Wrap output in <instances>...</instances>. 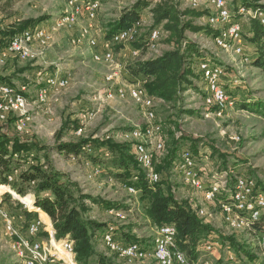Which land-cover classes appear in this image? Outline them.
Masks as SVG:
<instances>
[{
  "label": "rangeland",
  "instance_id": "obj_1",
  "mask_svg": "<svg viewBox=\"0 0 264 264\" xmlns=\"http://www.w3.org/2000/svg\"><path fill=\"white\" fill-rule=\"evenodd\" d=\"M136 1L99 0L100 10L95 21H88L83 14L71 29L63 28L55 32L49 47L42 49L34 45V56L28 59L17 58L18 61L13 64L11 72L7 71L6 66L0 70V77L14 88L27 86L26 96L30 102L21 129L26 131L20 133L14 127L23 117L10 116L8 121L0 122V135L15 137L21 141L34 140L40 145L41 149L38 151L23 153L22 162L19 161L20 169H25L31 162L42 164L49 161L77 184L83 195L96 200L95 204L91 200H85L89 210L86 217L106 225L96 234L95 246L99 254L107 256H115L102 241L103 233L108 226L116 228V237L121 243H132L133 241L129 240L131 237L147 249L151 250L154 247L157 232L156 226L146 215L148 203L142 198L141 191L135 195L128 192L126 189L128 183L116 177L119 172L112 167V156L104 148L94 145L92 148L88 145L84 148V153L72 156L58 152L56 147L59 142H78L82 139L93 141V144L94 141L124 144L122 134L135 129H144L147 126L144 109L128 97L124 100L120 99L117 96V89L130 85L145 88V82L141 79L133 80L129 76L126 77L125 68L136 60L155 58L171 50L172 47L165 40L168 34L160 29L162 36L155 43L153 50L144 49L137 57L132 54L133 45L114 46V61L107 65L93 60V48L86 44L78 46L72 41L79 31L89 24L94 25L92 33L98 41L105 39L111 24ZM176 1L181 10L189 9L188 0ZM198 1V11L209 14L211 0ZM229 3L233 8V0H229ZM262 3L264 4V0ZM66 9L67 0H0V29L1 26L9 29L22 22L43 18L44 21L35 27L50 29ZM141 16L143 34L140 40H148L153 31V15L150 9H147ZM247 17L242 18L241 21L246 28L244 33L242 31L244 54L241 56L217 48L213 36L206 32L186 34L187 40L194 42L205 58L224 65L228 76L233 74L229 95L236 102L234 109L225 113H214L204 105L201 94L202 84L196 64L194 65L196 78L193 79L196 88L185 91L179 99L171 103L153 96L156 114L154 123L161 128L160 137L164 147L163 151L156 155L154 166L164 164L172 151L173 144L179 143L178 156L174 164L172 163L168 175L172 191L178 199H188L187 201L194 205L198 212L200 208L204 209L206 216H203L202 220L210 223L214 229L209 237L199 243L194 254H188L190 260L195 263L209 260L210 264H226L228 252H232L239 264H264V232L255 228L231 230L225 223L220 207L227 201L230 189L234 187L238 177H252L257 190L264 193V108L259 110L257 107L258 103L264 107V73L253 66L252 61L256 57L255 46L251 45L247 38L251 33L249 26L252 17ZM195 24L207 27L206 17L195 20ZM42 51L44 58L37 62L32 61L40 55L38 52L42 53ZM39 71H42V76L38 75ZM49 76L66 77L69 84L64 89L50 90L49 100L41 104L37 96L41 89L47 88L45 80ZM108 76H113V83L107 81ZM91 113L94 116L90 119ZM62 128L64 132L59 141L57 135ZM82 129L83 133L79 136L76 132ZM90 147L92 149L88 150ZM186 150L192 153L197 151L194 154L206 185L218 181L223 187L221 198L217 202L203 201L200 195L185 185L182 174L175 169L176 160ZM95 166L101 172L93 177ZM162 178L166 179L165 174ZM226 184L228 187L225 186ZM2 188H0V193H3L0 195V211H7L13 218L11 224L6 222L7 229L9 233L16 231L14 236L19 234L25 237L27 222L24 213L41 210L35 207L32 194L21 197L6 186ZM9 190L13 194L12 199L5 201L4 195ZM29 197L33 198V206L27 204ZM40 214L42 217L41 212ZM45 220L51 221L50 218ZM42 236L44 241L49 240L47 234L44 233ZM231 236L244 247L245 251L254 255V261L245 256V253L237 254L228 243H223L222 237ZM205 241L215 242L218 246L209 253L203 249ZM15 243L10 241L8 233L5 232L4 222L0 219V264H23L16 254ZM116 262L127 264L118 257Z\"/></svg>",
  "mask_w": 264,
  "mask_h": 264
},
{
  "label": "trees",
  "instance_id": "obj_2",
  "mask_svg": "<svg viewBox=\"0 0 264 264\" xmlns=\"http://www.w3.org/2000/svg\"><path fill=\"white\" fill-rule=\"evenodd\" d=\"M233 2V11L236 12L237 20H239L244 33L246 28L241 23V19L244 17L242 14L238 15L240 8L247 7L264 11V4L261 3L262 0H233ZM147 9H150L153 15V30H164L168 34L165 40L172 49L149 60L131 62L126 66L125 74L126 77L129 76L133 80L144 81L145 89L150 96L160 98L168 103L175 102L182 93L196 88L193 81L196 78L194 65L207 60L200 53L197 45L187 40V32H206L213 37L218 35V32L212 29L208 22L207 27L195 24V20L207 17L208 12L196 11L192 8L181 10L176 0H137L132 7L122 13L117 21L111 24L108 34L103 40H111L117 32L130 28L140 21L143 11ZM239 17L240 19H238ZM42 21L44 18L29 20L8 31H0V37L6 40H0V42L7 44L13 36L27 29L35 28ZM249 28L251 33L247 38L249 43L255 46L256 57L252 61L253 66L264 73V25L259 20L251 18ZM147 42L148 40L139 38L132 45L134 49L143 51L147 49ZM23 71L26 70L23 69ZM0 81L4 83L5 80L0 77ZM257 107L259 110L264 108L261 103H258ZM63 132L62 128L57 135L59 141L62 139ZM92 142L86 139L78 142H59L56 150L62 154L78 156L84 153V148L88 145L92 148L94 146L104 148L112 156V167L119 172L116 177L141 191L142 198L148 203L146 215L149 220L155 226L173 225L176 228L177 245L188 258V254H194L199 243L214 232L212 225L202 220L194 205L187 200L178 199L175 192L172 191L168 175L171 172L172 163L178 156L179 143L173 144L172 151L164 164L154 166L161 177L158 183L150 186L145 171L140 168L132 153L133 146L130 143L94 141L93 144ZM40 149L37 141H21L15 137L0 135V186H6L7 189L21 197L32 194L35 199V207L51 219L58 242L71 241L74 243L76 262L79 264H117L116 256L99 254L95 246L96 234L102 231L106 225L86 217L89 210L85 200H91L94 204L96 200L83 195L77 184H74L66 174L57 170L49 161L42 164L31 162L25 169H20L19 161L22 162L23 153L29 154ZM24 163H28V161H24ZM163 174L166 179L162 178ZM2 194L0 193V195ZM4 197L5 201L12 199L10 193H6ZM40 216V212L37 211L24 213L27 223L40 218ZM254 228L264 232V214L252 224L251 229ZM129 240L135 242L134 238L130 237ZM222 240L223 243L231 245L237 254L245 253V256L254 261V255L245 251L234 237H222Z\"/></svg>",
  "mask_w": 264,
  "mask_h": 264
},
{
  "label": "bare ground",
  "instance_id": "obj_3",
  "mask_svg": "<svg viewBox=\"0 0 264 264\" xmlns=\"http://www.w3.org/2000/svg\"><path fill=\"white\" fill-rule=\"evenodd\" d=\"M192 2V9L198 10L199 1L192 0ZM78 6L82 7V11ZM224 7L227 9L226 11H224ZM99 10V0H91L88 2H83L82 0H67V9L65 10L62 17L53 25V27L50 29L40 27L27 29L13 36L7 44L0 42V49L3 48V46L16 47V51H11V55L18 56L19 53L18 57L22 59H28L33 56L34 45H37L42 49L49 47L53 42L55 32L63 28L71 29V27H74V25L78 23L80 17L83 16L84 12H90V19L95 21ZM239 14H242L244 18L248 16L252 17L253 19H257L262 25H264L263 10L241 7L238 15ZM207 17H212V19H207V22L212 27V29L218 32V35L213 37L216 47L226 52H233L234 54L240 56L243 55L244 44L242 26L239 20H237L236 12L233 11L229 0H211L210 13L207 15ZM142 26L143 23L140 20L130 28L117 32L111 38V40H101L103 41V49L101 48L102 50H97V38L92 34V31L94 30V25L92 24H89L87 27H83L72 41L75 45L80 46L86 44L87 46L93 48V60L95 62L106 65L112 64L114 61L113 47L132 45V43L142 36ZM234 26L236 27L233 28ZM161 36L162 30L154 29L151 32L146 44L148 48L147 50H153L155 43L160 39ZM151 37L152 41L150 39ZM16 43H18V46H16ZM103 51L106 52V57L103 56ZM132 54L134 57L140 56L141 50L133 49ZM212 61L209 59L200 61L196 66L200 74L202 84V99L204 105L208 109H212L214 113H225L234 109L236 102L232 100L229 95V87H227L228 73L226 67L218 63H213ZM4 66H1V69ZM38 75L42 76V71H39ZM216 75L219 76L216 77ZM113 80V76L107 77L108 82L113 83ZM45 82L47 88L41 89L37 96L38 102L41 104L47 102L46 91L52 90L54 83H60L58 90L66 88L69 84V80L66 77L57 76H49L46 78ZM0 84L5 83L0 82ZM26 87H19L20 89L13 87V94L9 95L8 100L10 116L23 117L24 107H27V100L28 108H25V114L29 111L30 102L26 96ZM139 91L140 93L145 94V104L148 106V111L144 109L147 126L144 129H135L133 131L126 132L122 134V137H124V141L126 143H130L133 146V154L136 157L140 168L145 171L149 183L151 185H155L159 182L160 175L155 172L154 178H152L155 168L154 162L156 155H158L164 149L160 137L161 128L160 126L153 124L156 119L154 110V97L150 96L144 87L139 86ZM125 92H129V95H125ZM117 96L123 100L127 97L130 98L134 102L138 103L143 109L142 101L136 96V88H131V85L128 87H119L117 89ZM93 116L94 115H92L90 119L93 118ZM22 122L23 118L19 119L16 123V125H19V130H21L24 126V123ZM153 126L154 131H157L158 134L157 140L153 138V132H151L150 129ZM107 156H109V154H107ZM199 167L200 166H198V160L196 156H194L190 150L183 151L175 163V169L182 174V179L185 185L200 195V197H202L203 201L206 203H215L216 200H213L210 197L209 191H213L214 197H221L224 189L218 181L210 184L209 186L206 185L207 183H204V186H200V181L198 179H202L203 182H205V180ZM93 168V177L98 176L101 172L100 169L96 166ZM134 180L136 181L137 178L135 177ZM225 186L228 187L227 184ZM256 186L257 185L252 177H238L234 183V187L230 189V196L226 198L227 201L221 204L220 207L222 210V215H224L225 223L231 230L239 231L245 228L251 229L252 224L259 220V218L264 214V193L263 191L257 190ZM126 187L130 194L135 195L139 192V190L133 187V185H127ZM239 192L243 193V201L236 200ZM33 203V198L29 197L27 199V204L29 206H33ZM0 212V216L7 218L6 222L8 224L13 222L12 216L7 211ZM198 213L201 218L206 216V212L202 208H200ZM45 219H49V217L47 214L42 212V217L40 216V218L30 221L27 223V227H36V224L42 223L43 220L45 222H49ZM50 227H52L51 237L50 232L38 231V239L39 241H42L46 247H53L55 245L57 246V249H65L63 253V259L61 252H54V257H51L47 250H38V248H24V250H21V247H28V240L27 236L21 237V235L18 234L15 245L16 254L20 261L23 264H79L74 259V243L71 241L59 243L56 237V231L51 221ZM160 230L167 232L161 233ZM156 232L157 239L154 247L151 250L147 249V247L139 242L127 244L119 242L116 237L117 232L114 226H108L106 228L102 236V241L104 246L112 254L117 256L119 259H123L127 264H210L209 260H206L202 263H195L188 258L186 253L183 252L177 245V230L173 225L156 226ZM44 233L47 234V237L49 238L48 241H44L45 239H42V235ZM12 234H16V231H14V233L12 231ZM216 246L218 245L215 242L211 243L205 241L203 249L209 253H212ZM132 250H134L133 254ZM172 250L178 252V256H180V258H177L175 252ZM227 257L226 264H239L232 252H228Z\"/></svg>",
  "mask_w": 264,
  "mask_h": 264
},
{
  "label": "built area",
  "instance_id": "obj_4",
  "mask_svg": "<svg viewBox=\"0 0 264 264\" xmlns=\"http://www.w3.org/2000/svg\"><path fill=\"white\" fill-rule=\"evenodd\" d=\"M216 1H219V0H216ZM223 6H224V3H223ZM79 8H81V11H82V7H79ZM188 8H193L192 0H188ZM226 10L227 9H225V7H224V11H226ZM84 15L86 16V19L88 21L93 22V19H90V12H84ZM251 16H252V14H251ZM206 19H212V17H206ZM235 27L236 26H234L233 28H235ZM150 39L152 41V37ZM99 44L101 45V48L103 49V41L97 40V47L100 46ZM16 46H18V43H16ZM11 51H16V47L3 46V48L0 49V70H1V66L6 65L9 61V59H11ZM18 56H19V53H18ZM103 56L106 57V52H104V51H103ZM12 59L17 60V58H12ZM218 76L219 75H216V77H218ZM59 87H60V83H54V86L52 87L51 91L58 90ZM131 88H136V96L139 97L140 100L142 101L143 109H146L148 111V106L145 104V94L140 93L139 86L131 85ZM51 91H46V99L47 100H49V94L51 93ZM10 94H13V86L8 84V83L0 84V122H6L10 118V113H9V108H8V100H9ZM125 95H129V92H125ZM25 108H28V100H27V107H24L23 122L22 123H24V120L26 119ZM92 115H93V113L89 114V118ZM154 124H156V123H154ZM14 127L20 133L26 131V130H19V125H14ZM150 129H151V132H153V138H155V140H157L158 134H157V131H154V126ZM76 133H78V135L81 136L83 133V129L80 132H76ZM91 149L92 148L90 147L88 150H91ZM155 172H156V169L154 168V173H153L152 178H154ZM198 180L200 181V186H204V183H206V182H203L202 179H198ZM209 194L213 200H216V202L219 200V198H221V197H214L213 191H209ZM236 200L243 201V193L239 192L238 196L236 197ZM0 219L4 222L5 232L8 233V237H10V241L11 242H17V236H14L12 233H9V230L7 229V226H6V219L7 218H3L2 216H0ZM38 231L50 232V237H51L52 227H50V222L48 223V222H45L43 220L42 223H37L36 227H27L26 234H27V240H28V247H21V250H24V248H38V250H47V252L50 253L51 257H54V252H61V256L63 259V253H64L65 249H57V246H55V245L53 247L44 246L42 241H39V239H38ZM160 232L165 233L167 231H161L160 230ZM172 251L175 252L177 258H180V256H178V252H176L174 250H172ZM133 253H134V250H132V254Z\"/></svg>",
  "mask_w": 264,
  "mask_h": 264
},
{
  "label": "crops",
  "instance_id": "obj_5",
  "mask_svg": "<svg viewBox=\"0 0 264 264\" xmlns=\"http://www.w3.org/2000/svg\"><path fill=\"white\" fill-rule=\"evenodd\" d=\"M262 3V2H261ZM263 4V3H262ZM142 17V16H141ZM241 21H243V19L241 20ZM206 24H207V19H206ZM10 29V28H9ZM8 29V27H7V29H5L3 26H1V29H0V31H8L9 30ZM93 34V33H92ZM0 40H2V41H6V40H4V39H2L1 37H0ZM6 44V43H5ZM100 45V44H99ZM100 47V48H99ZM98 48H97V50H102L101 49V45L99 46ZM40 55L37 57V58H35V59H32V61L34 60V61H36L37 62V60H40V59H42V58H44L43 57V51H42V53H40V52H38ZM35 55V54H34ZM33 55V56H34ZM143 57L145 58V55H143ZM12 58H18L17 56H12L11 55V59H9V61H8V63L5 65L6 66V69H7V71H9V72H11V70H13L12 69V67H13V64L15 63V61H18V60H16V59H12ZM20 59H22V58H20ZM150 59H152V58H150ZM144 60H149V57L148 58H145ZM20 62V61H19ZM4 68V67H3ZM38 71V70H37ZM233 78H234V76H233V74H230L229 76H228V84L230 83V86H228L229 87V91L231 92V88H232V86H231V84H232V80H233ZM5 83H7L6 81H4ZM42 213V212H41Z\"/></svg>",
  "mask_w": 264,
  "mask_h": 264
},
{
  "label": "water",
  "instance_id": "obj_6",
  "mask_svg": "<svg viewBox=\"0 0 264 264\" xmlns=\"http://www.w3.org/2000/svg\"><path fill=\"white\" fill-rule=\"evenodd\" d=\"M8 193H10L11 195H13L12 192H11L10 190L8 191Z\"/></svg>",
  "mask_w": 264,
  "mask_h": 264
}]
</instances>
